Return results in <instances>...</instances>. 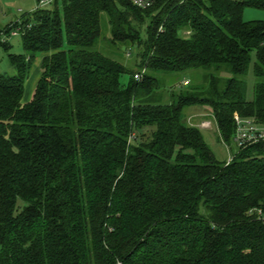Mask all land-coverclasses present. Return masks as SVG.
<instances>
[{
  "label": "trees",
  "instance_id": "obj_1",
  "mask_svg": "<svg viewBox=\"0 0 264 264\" xmlns=\"http://www.w3.org/2000/svg\"><path fill=\"white\" fill-rule=\"evenodd\" d=\"M247 7L264 0H53L0 28L26 51L0 71V264H264V140L221 160L184 114L208 105L235 145L236 113L264 123V20ZM192 71L205 83L160 101L161 75Z\"/></svg>",
  "mask_w": 264,
  "mask_h": 264
},
{
  "label": "rangeland",
  "instance_id": "obj_2",
  "mask_svg": "<svg viewBox=\"0 0 264 264\" xmlns=\"http://www.w3.org/2000/svg\"><path fill=\"white\" fill-rule=\"evenodd\" d=\"M40 6L39 0H0V28H3L7 26L11 21L18 20L24 15L31 13L35 9H37ZM50 7V6H49ZM244 19L246 21H255V20H264V10L263 9H256L247 7L244 10ZM143 30V36L146 37L147 34ZM4 39H7L5 35H3ZM9 42L11 44V48L9 50H6L1 44H0V71L3 73H6L8 75H13L16 73V69L11 65L8 53H15V54H24L26 51L23 47V41L21 35L16 36H9L8 37ZM125 49V48H124ZM123 49V50H124ZM140 50V49H139ZM138 52V50H137ZM124 55L125 63L129 64L131 63L132 70L135 72L138 71V62L140 58L134 57L135 52L133 55ZM43 54H40L36 57L29 77H28V86L32 84V87L35 85L38 72L35 71L38 68L39 58L42 57ZM38 71L39 68H38ZM184 78H188L185 81H192V84H200L205 83V79L203 76L202 71H192L187 72V74L184 75H173L172 76H160V85L159 89L157 90V95L160 96V101L169 102L171 101V93L172 91L180 90L181 88H187L188 86L183 85ZM129 81V75L124 74L121 77V82L123 84H127ZM247 96L249 98H252L254 95V85H255V76L253 73V68H251L250 73L247 78ZM27 88V86H26ZM26 90V89H25ZM26 92V91H25ZM25 94L23 96L22 101H26ZM211 108L208 107V105L204 104H193L185 107L184 114L187 115L188 121H191L190 123L198 125L200 128H202V131L204 133L205 139L210 144L212 149L214 150L216 156L221 159L225 160L230 157V154H232L233 150H238L237 145H235L234 142L226 143L223 139H220L219 133L217 131L216 122L214 120V117L211 115ZM207 121V122H206Z\"/></svg>",
  "mask_w": 264,
  "mask_h": 264
},
{
  "label": "built area",
  "instance_id": "obj_3",
  "mask_svg": "<svg viewBox=\"0 0 264 264\" xmlns=\"http://www.w3.org/2000/svg\"><path fill=\"white\" fill-rule=\"evenodd\" d=\"M53 0H39L40 6H47ZM131 2L139 8H149L156 0H131ZM18 31H13V35H17ZM142 72V71H141ZM138 72L134 75L136 79H139L142 75ZM144 72V71H143ZM189 81H183V85L187 86ZM236 129L234 134V141L237 146L242 147L248 143L264 140V123L259 122L255 117L252 116H241L240 114H235ZM207 122V121H206ZM233 154H230L228 160L232 159ZM256 211V216L264 221V208L256 207L253 209Z\"/></svg>",
  "mask_w": 264,
  "mask_h": 264
},
{
  "label": "crops",
  "instance_id": "obj_4",
  "mask_svg": "<svg viewBox=\"0 0 264 264\" xmlns=\"http://www.w3.org/2000/svg\"><path fill=\"white\" fill-rule=\"evenodd\" d=\"M46 54H43L42 57L39 58V63H38V67H39V74L37 76V79H36V82H35V85L32 87V84L30 86H28V84L26 83V92H25V97L27 98L26 101H30V99L32 98L33 94H34V91H35V88H36V85L38 83V80L40 79V76H41V73H42V61H43V58ZM36 71V70H35ZM28 82V81H27Z\"/></svg>",
  "mask_w": 264,
  "mask_h": 264
}]
</instances>
